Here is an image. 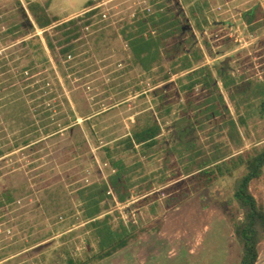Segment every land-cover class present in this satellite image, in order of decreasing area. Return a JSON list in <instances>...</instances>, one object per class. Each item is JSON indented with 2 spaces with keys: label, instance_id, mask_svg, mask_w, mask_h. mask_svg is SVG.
Segmentation results:
<instances>
[{
  "label": "rangeland",
  "instance_id": "rangeland-1",
  "mask_svg": "<svg viewBox=\"0 0 264 264\" xmlns=\"http://www.w3.org/2000/svg\"><path fill=\"white\" fill-rule=\"evenodd\" d=\"M91 1L100 13L87 19L91 26L82 29L80 42L85 43L76 58L63 62L74 93L50 52L51 67L38 64L35 75L22 79V70L38 62L23 43L35 36L45 41L29 3L46 6L53 20L77 18L84 26L87 21L81 18ZM188 1L189 5L185 0H160L180 20L182 31L168 40L162 65L145 73L134 63L121 34L139 13L153 11L148 1L0 0V152H4L0 159V264H55L66 254L64 245L74 257L96 250L95 238L83 232L77 192L108 180L113 173L99 146L114 147L144 126L149 115L158 118L162 127L159 144L146 156L138 147L136 153L119 145L116 159L135 168L130 175L135 186L127 203L112 194L104 206V214L135 223L149 234L100 264H228L231 255L232 264H238L242 250L230 221H240L242 215L233 200L234 180H224L178 208L168 209L166 200L186 190L190 182L182 175L184 165L174 151L180 144L178 120L193 123L189 140L224 142L225 120L251 114L250 135L241 129L244 147L239 152L251 151L261 142L259 137L264 140V123L246 103L264 82V27L252 32L243 20V14L256 7L264 20V0ZM196 2L204 7L207 20L200 19L201 29L190 13ZM60 34L53 33V39ZM194 53L204 57L198 65L210 67L216 76L226 63L235 82L227 89L218 79L226 102L219 104L221 117H211L210 91L197 87L192 93H181L178 76L161 81L175 60ZM64 99L77 109L81 129L54 135V128L63 122L58 119L60 113L68 110ZM20 100L22 105L17 104ZM99 112L107 114L97 118L92 128L80 117ZM218 214L225 225L213 221ZM157 228L161 230L156 234ZM72 231L78 235L61 240Z\"/></svg>",
  "mask_w": 264,
  "mask_h": 264
},
{
  "label": "trees",
  "instance_id": "trees-1",
  "mask_svg": "<svg viewBox=\"0 0 264 264\" xmlns=\"http://www.w3.org/2000/svg\"><path fill=\"white\" fill-rule=\"evenodd\" d=\"M146 1L153 7V11L139 13L135 20L123 29L121 35L128 43L134 63L140 66L145 73H151L157 66L162 65L168 40L174 38L182 31V28L180 20L165 3L159 4L160 0ZM185 2L189 5L188 0ZM204 5L206 6L207 3L205 2ZM190 9L192 19L201 29L200 19L207 23L204 7L200 2H196ZM28 10L35 18V23L42 31L45 41L43 42L39 36H35L23 43L29 52H32L38 59V62L22 70V79H28L29 75L30 77L35 75L38 64L51 67L52 62L48 55L50 52L57 60V66L66 79V85L73 92L71 81L67 80L68 74L63 62L69 63V60L76 58L80 46L85 43L80 42L82 29L91 26L87 19L95 17L100 11L96 9L95 2L91 1L88 12L81 18L87 22L81 26L80 20L77 18L67 22L51 19L47 7L41 3H29ZM261 12V8L256 7L243 14V20L250 31L257 32L264 27ZM59 32L62 34L54 40L52 34ZM55 41H57L56 44ZM203 58L202 54L194 53V55L186 54L175 60L172 63L171 71L165 74L161 81L167 83L172 80L173 76H178L181 77L177 81L181 93H192L197 87L210 91L212 93V98L209 100L212 103L210 112H213L211 117L218 118L222 116L219 104L226 105L218 79L227 89L232 88L235 82L228 72L226 63L217 69L216 76L210 67L198 65ZM13 82L15 81L13 80ZM64 100L68 105V110L66 113H60L58 119L63 122L54 128V135L81 129L78 123L77 109H73L68 99ZM9 102L10 100H8ZM23 103L20 100L17 104L22 105ZM246 103L250 109H253L252 113L264 123V82L254 89L246 99ZM106 114L107 112L90 113L80 117L84 119V123L89 128H92L93 124L98 121L96 119ZM147 119L144 126L135 128L131 136L121 140L114 147L99 146L107 154L113 173L110 174L108 180L86 185L77 192L80 219L85 222L83 232L89 233L91 237L95 238L97 249H92L82 257H74L71 255L69 246L64 245L63 252L66 254L64 253L65 256L55 264H100L129 248L139 241L142 235L149 234L135 223L126 224L121 219L117 221L113 214H104L105 203L112 197V194L116 195L120 203L125 204L131 199V190L135 186L130 176L135 168L126 166L123 160L116 159V155L121 151L119 145L123 146L125 151L132 150L136 153L139 152L136 150L138 147L141 149L142 155L146 156L159 144L162 127L158 118L149 115ZM251 120V114L242 115L239 120L230 117L224 123L228 131L225 136H222L227 140L216 142L215 138H211L207 143L189 140L191 129L189 127H193V123L187 118L178 120L180 144L174 151L178 155L180 164L184 165L182 166V175L188 177L190 182L186 190L166 200L168 209L178 208L193 196L213 188L216 184L228 179L234 180L233 200L241 212L242 219L230 221V224L242 250L240 264H257L260 258V247L264 241V202L259 186L264 175V140L259 137L261 142L251 151L239 152L244 147L241 129L244 128L246 135L249 136L248 129ZM92 135L95 133L92 132ZM232 147L238 152L235 153ZM3 154L4 152H0V159ZM9 201L12 199L9 198ZM160 230L157 228L154 233L157 234ZM65 235L61 238L62 241L77 236L78 232L72 231Z\"/></svg>",
  "mask_w": 264,
  "mask_h": 264
},
{
  "label": "crops",
  "instance_id": "crops-1",
  "mask_svg": "<svg viewBox=\"0 0 264 264\" xmlns=\"http://www.w3.org/2000/svg\"><path fill=\"white\" fill-rule=\"evenodd\" d=\"M259 186H260V189H261V197H262V200H263V202H264V175H263V177H262V180L260 181V184H259ZM219 215V214H218ZM215 219H218L220 222H218L219 224H220V226L221 225H225V223L221 220L222 218H221V216L219 215V217H215V215L213 216V221L215 220ZM213 221H212V223H211V225L213 224ZM209 228H210V230L212 229V227L211 226H209ZM157 236H159V235H157ZM207 237V236H206ZM204 239H205V237H203V239H202V242L200 241V243L202 244V246L203 245H205V241H204ZM160 241H161V239H160ZM163 242H165V241H163ZM199 243V240H197V244ZM155 243H153L152 245H150L149 246V248H151L153 245H154ZM236 246H235V244H234V248H235ZM186 250V249H185ZM188 251V250H187ZM183 252H185V251H183ZM190 254L189 255H191V256H193L192 255V252H190V251H188ZM170 254V253H169ZM183 255H184V253H183ZM231 257H232V255H231ZM229 258L230 260H231V262L229 263L228 262V264H232V260H233V258ZM185 262V261H184ZM184 262H183V264H184ZM241 263V258H240V260H239V262H238V264H240ZM257 264H264V241H263V243L261 244V247H260V258H259V260H258V263Z\"/></svg>",
  "mask_w": 264,
  "mask_h": 264
}]
</instances>
